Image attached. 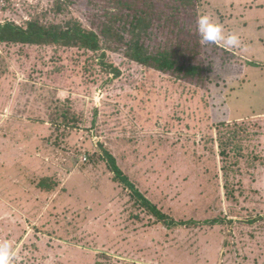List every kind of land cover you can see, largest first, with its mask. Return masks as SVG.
Returning a JSON list of instances; mask_svg holds the SVG:
<instances>
[{
	"label": "rangeland",
	"instance_id": "374dc122",
	"mask_svg": "<svg viewBox=\"0 0 264 264\" xmlns=\"http://www.w3.org/2000/svg\"><path fill=\"white\" fill-rule=\"evenodd\" d=\"M201 14L239 46L201 43ZM138 15L152 21L150 52L199 72L129 58ZM31 20L78 21L102 48L0 42L8 264H264V0H0V24ZM106 151L162 213L190 223L169 227L142 206Z\"/></svg>",
	"mask_w": 264,
	"mask_h": 264
},
{
	"label": "trees",
	"instance_id": "16d2710c",
	"mask_svg": "<svg viewBox=\"0 0 264 264\" xmlns=\"http://www.w3.org/2000/svg\"><path fill=\"white\" fill-rule=\"evenodd\" d=\"M182 3L190 4L192 0H179ZM152 21L149 17L138 15L135 17L129 25V31L133 32L132 39L126 43L125 54L129 56L133 61L148 67H154L160 71H182L184 75H194L201 69L198 65H185L179 61V57L167 50H160L156 53L150 52L147 49V45L142 41V34L149 30ZM110 27H103L102 33L106 38ZM102 35L97 31L86 29L80 22L73 21L67 25L54 24L50 26H44L39 21H30L26 27L18 25L13 21H7L0 24V42L7 43H21L29 45H49L55 44L65 47H78L85 50L98 51L102 48L101 40ZM117 37L121 38V35ZM123 38V37H122ZM121 38V39H122ZM105 64V63H104ZM108 66V64H106ZM112 72L115 75H119L120 69L111 65ZM63 121L66 127H75L72 122L67 118V113L62 114ZM106 157L109 161L112 171L115 173V178L124 184L142 206L152 212L158 219L165 221L169 227L177 225H188L189 221H174L171 220L168 215L162 213V211L153 204L135 185V183L129 178V176L121 169L117 164L115 157L106 151ZM44 183V182H43ZM42 183V184H43ZM50 186V184H48ZM54 187V186H53Z\"/></svg>",
	"mask_w": 264,
	"mask_h": 264
},
{
	"label": "clouds",
	"instance_id": "9594fccd",
	"mask_svg": "<svg viewBox=\"0 0 264 264\" xmlns=\"http://www.w3.org/2000/svg\"><path fill=\"white\" fill-rule=\"evenodd\" d=\"M197 32L201 43H220L223 41L226 47L239 46V38L235 34L224 35L222 26L215 22L209 15H198L196 20ZM9 246L7 243L0 245V264H8Z\"/></svg>",
	"mask_w": 264,
	"mask_h": 264
}]
</instances>
